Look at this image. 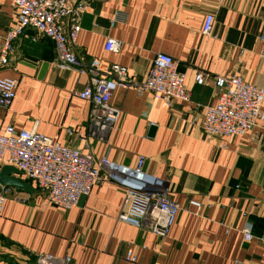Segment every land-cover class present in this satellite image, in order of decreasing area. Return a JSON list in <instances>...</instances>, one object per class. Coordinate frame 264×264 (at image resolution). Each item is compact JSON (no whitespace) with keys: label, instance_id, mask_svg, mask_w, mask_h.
Listing matches in <instances>:
<instances>
[{"label":"crops","instance_id":"obj_1","mask_svg":"<svg viewBox=\"0 0 264 264\" xmlns=\"http://www.w3.org/2000/svg\"><path fill=\"white\" fill-rule=\"evenodd\" d=\"M207 13L214 15L209 35L201 30ZM16 14L11 0H0V45ZM80 26L74 51L83 63H119L138 82L154 55L165 52L178 62L189 99L167 105L149 92L118 87L110 103L119 118L104 142L89 130L90 102L72 95L89 76L54 65V43L32 39L27 29L0 64V76L17 81L10 106L0 109V131L12 125L58 134L96 161L107 154L133 166L143 155V168L164 179L169 198L179 204L176 219L169 234L158 237L118 219L124 189L113 182L93 185L64 210L20 171L10 173L30 188L0 184V264H37L40 252L68 255L70 264H264V127L208 137L201 121L216 101L214 82L194 80L200 69L264 87V0H91ZM108 37L121 41L118 53L104 49ZM245 221L251 240L241 232ZM128 248L135 262L125 259Z\"/></svg>","mask_w":264,"mask_h":264},{"label":"built area","instance_id":"obj_2","mask_svg":"<svg viewBox=\"0 0 264 264\" xmlns=\"http://www.w3.org/2000/svg\"><path fill=\"white\" fill-rule=\"evenodd\" d=\"M91 0H11L16 9V20L5 33L0 45V64L5 65L14 51V42L27 29L32 39L47 37L54 43V65L73 69L89 76L87 84L72 95L90 102L88 125L91 134L107 142L118 121L120 111L110 103L118 87H133L137 93L149 92L170 105L173 100L187 101L189 91L178 62L165 52H157L141 81L128 78L127 67L93 58L83 63L74 51L80 22ZM214 22L212 13L205 14L202 33L209 35ZM263 42L264 37H260ZM121 41L108 37L106 51L118 53ZM213 79L216 101L206 106L201 126L208 137L244 136L256 127H264V87L245 81L240 75H215L198 69L194 80L204 84ZM17 81L0 76V109L8 108L16 94ZM66 132L71 135L72 130ZM222 146H225L222 144ZM145 157L139 155L133 166L101 156L97 161L89 152L60 141L59 135H46L36 129L16 130L12 125L0 131V169L2 165L16 167L28 180L34 181L46 195L47 202L69 210L77 205L81 195H87L93 185L110 181L124 189L118 219L137 228H144L158 237L169 234L179 204L168 196L166 181L147 172ZM4 197L0 190V212ZM191 205L200 207L198 201ZM245 240H251L252 225L245 221L241 229ZM264 243V225L259 236ZM125 259L136 261L131 248ZM37 264H70L68 255L57 257L40 252Z\"/></svg>","mask_w":264,"mask_h":264},{"label":"water","instance_id":"obj_3","mask_svg":"<svg viewBox=\"0 0 264 264\" xmlns=\"http://www.w3.org/2000/svg\"><path fill=\"white\" fill-rule=\"evenodd\" d=\"M154 126H151L150 128V133L152 134V132L154 131ZM19 170L12 166V165H2L1 169H0V184L1 185H12V186H22V187H26V188H30L29 183L25 182V181H21L18 178L15 177H11L10 173H16Z\"/></svg>","mask_w":264,"mask_h":264}]
</instances>
